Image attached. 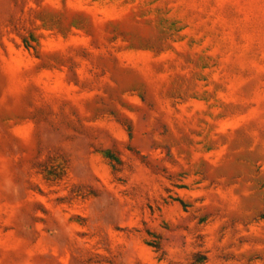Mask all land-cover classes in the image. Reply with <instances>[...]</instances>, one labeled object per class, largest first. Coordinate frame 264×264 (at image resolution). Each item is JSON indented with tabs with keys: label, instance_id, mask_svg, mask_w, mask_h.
I'll return each mask as SVG.
<instances>
[{
	"label": "rangeland",
	"instance_id": "rangeland-1",
	"mask_svg": "<svg viewBox=\"0 0 264 264\" xmlns=\"http://www.w3.org/2000/svg\"><path fill=\"white\" fill-rule=\"evenodd\" d=\"M0 264H264V0H0Z\"/></svg>",
	"mask_w": 264,
	"mask_h": 264
}]
</instances>
